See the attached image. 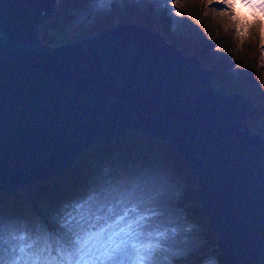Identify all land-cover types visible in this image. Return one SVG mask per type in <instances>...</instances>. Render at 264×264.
I'll return each mask as SVG.
<instances>
[{"label":"water","instance_id":"1","mask_svg":"<svg viewBox=\"0 0 264 264\" xmlns=\"http://www.w3.org/2000/svg\"><path fill=\"white\" fill-rule=\"evenodd\" d=\"M57 0H0V189L44 179L87 146L136 130L187 163L195 199L231 260L264 264V137L254 103L157 31L119 23L57 45L38 26Z\"/></svg>","mask_w":264,"mask_h":264},{"label":"trees","instance_id":"2","mask_svg":"<svg viewBox=\"0 0 264 264\" xmlns=\"http://www.w3.org/2000/svg\"><path fill=\"white\" fill-rule=\"evenodd\" d=\"M201 1L186 0L185 15L195 32L185 37L182 51L192 54L189 46L200 39L196 42L197 47L201 45L197 53L200 61L213 72L217 90L227 95L240 92L248 97L254 103V111L247 125L264 137V91L257 88L263 68L254 63L244 65L241 56L233 55L231 26L223 23L218 29L219 23L212 12L205 7L201 12L202 7H198ZM79 9L93 10L89 0H64L51 18L38 26L40 43L56 45L57 34L63 33L72 19L71 12ZM171 10L174 13L173 7ZM134 14L135 10L130 12L129 19L138 20L139 16L134 18ZM226 28L229 32H225ZM99 31L101 29L91 34ZM141 169L156 170L164 185L162 203L152 205L153 215L146 224L148 231L143 233L146 244L158 239V248L165 253L175 252L178 259L188 258L200 264H247L225 256L200 206L187 207L195 200L189 185L197 183L180 152L168 141L136 130H126L120 137L87 146L69 166L50 179L31 181L12 193L0 191V200L6 209L48 219L57 209L71 213L78 207L79 199L103 183L109 173L115 175Z\"/></svg>","mask_w":264,"mask_h":264},{"label":"snow or ice","instance_id":"3","mask_svg":"<svg viewBox=\"0 0 264 264\" xmlns=\"http://www.w3.org/2000/svg\"><path fill=\"white\" fill-rule=\"evenodd\" d=\"M89 3L97 14L108 8V0ZM215 3L218 8L212 7V0L200 7L236 22L237 36L247 35L256 21L264 22V0ZM163 190L156 170L141 169L109 173L71 213L57 209L48 219L6 209L0 200V264H200L146 244L143 233L150 217L145 213L162 203Z\"/></svg>","mask_w":264,"mask_h":264},{"label":"rangeland","instance_id":"4","mask_svg":"<svg viewBox=\"0 0 264 264\" xmlns=\"http://www.w3.org/2000/svg\"><path fill=\"white\" fill-rule=\"evenodd\" d=\"M63 1L64 0H58L55 10H57L58 6L61 5ZM174 1L175 0H146L145 3V0H109L108 8L103 14H97L94 10H74L71 12L72 19L69 22L66 30L63 33L57 34L56 42L57 44H61L64 42L77 40L83 38L84 36H90L91 32L94 30H103L114 24L126 22L146 26L151 30L157 31V23L160 19H164L166 22L165 29H167V38L165 41L175 46L178 50L182 51L185 37L193 35L195 30L193 29L192 25H189V18L185 15L187 12L186 8H188L186 0ZM209 2L210 0H202L198 7L201 8L200 5L208 4ZM172 7L174 9V13L173 10H171ZM212 7L218 8L219 4L215 3V0H212ZM133 10L136 11V14L133 16L134 18L139 16L138 20L129 19L130 12L133 13ZM200 10L203 12V7ZM177 12H179L180 15H176ZM211 15H213L215 17V21L219 23L218 29H220V25H223V23L225 26L226 24L231 26V49L233 55L241 56L244 61V65L250 66L253 63L255 65H261L263 71L260 74L257 88H261L262 91H264V49H261V45L264 44V22L259 20L256 21L254 24L248 27L247 35L240 37L237 36L233 31L236 22L230 20L227 16H218L215 12H212ZM241 40H243V43H241ZM197 41H200V39L198 38L196 41H194L193 45L189 46L188 50H192V52L197 55L199 62L208 69V67L203 64L204 62L202 63V61H200V56H198L197 52L200 50L201 45L197 47ZM210 47L213 49V46ZM213 51L219 55V52L216 49ZM188 54L191 53H187L186 55ZM211 85L216 88V85L213 83V77L211 78ZM22 186L18 187L21 188ZM189 187L193 189L194 192V190L197 188V184H190ZM16 189H14L12 192H15ZM1 191L5 192L3 189ZM187 207L193 209L199 207V203L195 199ZM152 212L153 211L145 213V215L151 217L153 215ZM158 242V239H155L148 244L156 245L158 247Z\"/></svg>","mask_w":264,"mask_h":264},{"label":"bare ground","instance_id":"5","mask_svg":"<svg viewBox=\"0 0 264 264\" xmlns=\"http://www.w3.org/2000/svg\"><path fill=\"white\" fill-rule=\"evenodd\" d=\"M57 2H58V0H57ZM165 26H166V22L164 21V19H160L159 20V22L157 23V25H156V30H157V32L159 33V35L164 39V40H166V38H167V29H165ZM65 167H67V166H64L63 168H65ZM63 168H61V169H63ZM61 169H58L56 172H54L52 175H50L49 177H47V178H44V179H36L35 181H44V180H47V179H50L51 177H53L59 170H61ZM20 186H22V185H20ZM1 191V190H0ZM5 191V190H4ZM5 192H8V191H5ZM199 205H200V203H199ZM224 252V251H223ZM225 254V253H224ZM226 256V255H225Z\"/></svg>","mask_w":264,"mask_h":264}]
</instances>
